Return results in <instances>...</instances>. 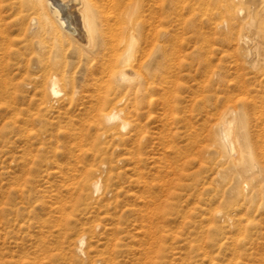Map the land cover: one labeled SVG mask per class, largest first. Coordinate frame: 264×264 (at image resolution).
I'll list each match as a JSON object with an SVG mask.
<instances>
[{"label":"rangeland","instance_id":"rangeland-1","mask_svg":"<svg viewBox=\"0 0 264 264\" xmlns=\"http://www.w3.org/2000/svg\"><path fill=\"white\" fill-rule=\"evenodd\" d=\"M10 1L0 0V264H264V52L245 61L235 40L264 29V16L239 20V6L230 14L218 0H88L102 31L94 49L56 26L31 35ZM129 22L140 91L122 104L123 130L99 119ZM52 72L60 92L48 101ZM230 109L258 166L245 196L215 166L213 126ZM103 129L120 138L100 139ZM94 179L99 193L83 184ZM226 202L251 229H219L208 210Z\"/></svg>","mask_w":264,"mask_h":264},{"label":"bare ground","instance_id":"bare-ground-1","mask_svg":"<svg viewBox=\"0 0 264 264\" xmlns=\"http://www.w3.org/2000/svg\"><path fill=\"white\" fill-rule=\"evenodd\" d=\"M131 1H134V0H131ZM219 1H221L223 4H224V2L226 3L227 6L225 5L226 6L225 9L230 14H234V12H233L234 7H236L235 8V10H236L237 6H239L238 7L239 12L238 13L235 12V14L237 13L236 14L237 17L240 16L239 20H243L244 18H247L253 22V20L255 18L264 16V0H218V2ZM89 3L91 5V2L88 0H11L9 2V8L13 9L16 12L15 14L17 15V18H20V19L26 18L27 21L29 20V23H28L29 29L28 30L30 31L31 35L35 31H38V30L40 31L41 29L45 30L47 28L48 31H50L51 28L56 26L57 29L61 33H63V35L65 34L67 37L69 36V40L71 37V42H73L72 41V38H73V40L75 39V40L79 41V43L85 45V47L94 48L96 43H97L96 42L97 41L96 40V37H97L96 33H98V31H99V34H100V32L102 33V31L97 30V27H98L97 25L100 23L97 20L99 18L96 19V16H95V14H98V12L96 10L97 8L90 6ZM133 4H135V3L133 2L131 4V6ZM242 6L246 8V12L243 15H242V11H243ZM93 9H95L97 13L94 14ZM13 10H12V12H13ZM31 10H33V12H29ZM36 11H38L39 14H36ZM129 12L131 13V11H129ZM130 16H133V14ZM116 19H114V20L116 21ZM262 21L263 20H261V23L264 26V21L263 22ZM130 22H129V24H130ZM17 23H18V21H17ZM108 23H109V21H108ZM113 23L111 26L112 28L114 25ZM0 25H2V24H0ZM101 25H102V23H101ZM101 25H99V29H100ZM106 26H107V23H106ZM131 26L132 27L129 30L127 28L128 27L127 25H126L127 29L126 28L124 29V31L128 30L126 33V37H124L125 41H124V39L122 41L121 38H120V40L122 42L119 40V42H120L119 44L123 43L120 45L119 48H121L122 46H124V47H122L123 49L121 48L122 51L121 50L119 51L121 53H118L119 56L118 55L116 56L115 61L119 57L118 61H116V62H118L120 66L117 65L118 68H116L117 66L115 65L116 66V67L114 66L115 70H113V68H112V70L114 72L109 73L111 75L113 74V76L110 75V77H113V81L112 80L111 81L113 84L115 83L114 84L115 86H112V87L108 86L107 87L108 90L106 91V95L103 96L102 101H101L102 105H103V108L102 107L101 108L104 110V112L101 114V117L99 119L101 121V123H103V125H105L107 127L113 126V124L115 125V123H117V124L120 123L119 125H120L121 129H123V130L127 129L128 126L130 125V123L128 122V120H123V119H126L127 114H126L125 118H123L124 116L123 117L121 116V115H124L123 114L125 112L124 110L128 108V106H127L128 103L125 104L126 108L123 107L122 104L124 103L125 99L128 97L129 94L134 93L137 95L138 92L140 91L139 88L136 89L135 88L136 86L134 87L131 84L134 82V80L138 81V78H140V77H138V75L135 72H133V69H132L133 67L130 66V64L134 58L135 48L137 47V45H139L138 39H137V37H138L137 31L138 30L133 28V25H131ZM108 27H109V24H108ZM110 28H108L107 30H109ZM54 29H56V28H54ZM29 31H27V32L29 33ZM263 31H264V29H262V30L260 29L255 33V35H250V33H248V31L246 29H243L242 32L239 33L238 36L235 38L237 46L243 52H245V57L247 59L245 61H251V62L255 61L258 57L259 49H261L264 52V46H262V44H264V32ZM42 32H43V30H42ZM54 32H55V30H54ZM54 32H53V34H54ZM117 32H119V31H117ZM261 32H262V35H260ZM110 33H114V30H113V32H108V34L112 36V34H110ZM123 33L121 32L122 38H123V35L125 36V34H123ZM0 34H1V31H0ZM108 34H107V36H109ZM121 34L119 33V35H121ZM231 34H233V33H231ZM45 37H46V34H45ZM59 37H60V35H59ZM100 37H102V36H100ZM260 38L262 39V42L259 40ZM53 39H54V37H53ZM64 39L65 38H63V40ZM98 39L100 40V38H98ZM112 39H113V37H112ZM35 40H38V39L36 38ZM35 42H36V44L40 43V42L37 43V41H35ZM49 42H50V40H49ZM109 42H111V41H109ZM112 42H113V40H112ZM115 42H116V40H115ZM115 42H113V43L115 44ZM44 43H45V41H44ZM100 43H101V41H100ZM113 43H112V45H113ZM75 44H76V41H75ZM108 44H111V43H108ZM119 44H118V46H119ZM41 45H43V43H41ZM97 45L99 46V43H97ZM103 45H105V44L103 43ZM108 46L110 48H112L110 45H108ZM83 47L81 49H85V47L84 48ZM114 48H116V46ZM101 49H102V47H101ZM110 50H112V49H110ZM110 50H109V52H110ZM86 51L87 50L85 49V51H83V53ZM114 51L115 50H112V52H114ZM87 53H85V55ZM38 54H40V53H38ZM57 54H59V53H57ZM81 54H82V52H81ZM93 55H94V53H93ZM53 56H54V53H53ZM97 56H99V55H97ZM112 60H113V57H112ZM51 63H52V61H51ZM55 63H58V62H55ZM253 63H255V62H253ZM110 68H108V70ZM108 77H109V75H108ZM107 79H105V80H107ZM43 82L44 83L41 85V88H40V94H41L42 98H45L49 101L51 99L52 95L55 96V95L59 94L60 90L58 89V80L56 78V75L53 72L51 74L47 75L44 78ZM146 85H147V82H146ZM146 85H144V86H146ZM106 86H107V84H106ZM138 86H139V83H138ZM98 114H100V113H98ZM262 114H264V111L262 112ZM129 121H131V120H129ZM241 121H242L241 115L236 110L230 109V110L225 111L221 117L220 122L213 126V133L214 134H213L212 140H213V146L215 149L214 153L216 154V159H217L216 163H215L216 164L215 166L218 167L217 173L220 176V175L226 174L228 171H234V173H235L233 176L234 180L237 182L241 181L243 183V185L241 184V188L236 191V194L237 195L239 194L238 196H245V195H247L245 192L246 188H247V184L245 183L246 182L245 178L249 177V175H252L253 172L258 171L257 170L258 166L254 162L253 156H252V154L249 150V147L247 145V142L245 139L246 138V131H245V127L243 125V122L241 123ZM116 127H118V126H116ZM111 129H113V128H111ZM98 136L100 139L106 138L107 136L120 138L119 133L111 131V130H105V129H103L98 134ZM83 184L87 189H89L92 192L99 193L101 190V184L99 182V179H94L92 181L85 180ZM226 204L228 206L227 211H220L217 209L208 210V213H209L211 218H215V219L217 218V219L222 221L223 225L220 226L219 229L225 230V228H229V229L236 228L235 230H238V231H240V233H242V232H246L249 228L250 229L252 228V223L250 224L248 222L246 215L242 213V210H240L238 207H236L233 202H226ZM209 224L212 225L211 222H209ZM239 241H241V239L235 240L233 242H235L237 244ZM83 244H84L83 238H79L77 240V247H76L77 251L82 252Z\"/></svg>","mask_w":264,"mask_h":264}]
</instances>
